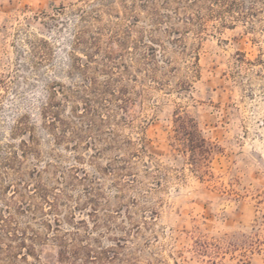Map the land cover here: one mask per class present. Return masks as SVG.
<instances>
[{
  "label": "rangeland",
  "instance_id": "obj_1",
  "mask_svg": "<svg viewBox=\"0 0 264 264\" xmlns=\"http://www.w3.org/2000/svg\"><path fill=\"white\" fill-rule=\"evenodd\" d=\"M26 227L45 264H264V0H0V264Z\"/></svg>",
  "mask_w": 264,
  "mask_h": 264
},
{
  "label": "trees",
  "instance_id": "obj_2",
  "mask_svg": "<svg viewBox=\"0 0 264 264\" xmlns=\"http://www.w3.org/2000/svg\"><path fill=\"white\" fill-rule=\"evenodd\" d=\"M87 107L85 108V113H96L95 109L91 108L88 102L85 103ZM174 124V131H175V139L176 140H186L190 142L191 153L193 154L194 160H196L197 164L202 163V160H205L203 157V153H207L204 149L205 139L201 137L200 131L197 128V124L195 120L189 117L185 113H177L173 118ZM197 154L200 155V158L197 157ZM205 174V173H204ZM38 180L35 183V186L32 187V190H29L31 193V198H37L40 202L49 205L55 209L53 203L48 201V191L44 187L43 183L39 180L40 175L37 173L35 174ZM20 198L23 199V194H19ZM56 200V197L53 200ZM37 207L36 205H29L26 202L20 203L18 206V213L20 215H26L27 213H33L34 208ZM58 225V224H56ZM27 231L31 232V237L27 236ZM58 231V230H56ZM18 234L17 239L20 243V249L18 253H14L10 256H7L4 264H28L27 258H31L34 263L32 264H45L40 262V257L35 254L34 247L37 244L42 243L44 240L38 234L33 233L29 227H26L25 231H20ZM29 240L30 245H26L25 241ZM53 241L56 243L58 247V251L56 254L55 264H72L71 258L77 256L79 249L74 247V249L67 250L66 242L63 237L61 236H54ZM5 255L7 254L5 250Z\"/></svg>",
  "mask_w": 264,
  "mask_h": 264
}]
</instances>
